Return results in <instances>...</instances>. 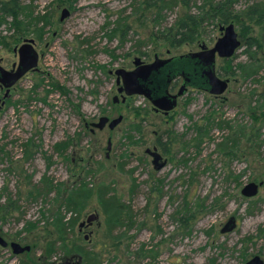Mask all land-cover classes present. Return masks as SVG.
<instances>
[{
  "label": "rangeland",
  "instance_id": "obj_1",
  "mask_svg": "<svg viewBox=\"0 0 264 264\" xmlns=\"http://www.w3.org/2000/svg\"><path fill=\"white\" fill-rule=\"evenodd\" d=\"M201 1L183 5L197 11ZM250 2L235 0L234 6ZM30 3L48 19L38 25L39 31L30 26L13 40L11 17L0 16V66L9 69L16 64L12 47L24 37L32 38L37 52L36 69L20 75L0 103V232L10 241L29 245L16 255L0 246V264H60L66 258L78 259L79 264H244L254 253L264 258V235L257 236L264 226V30L251 24L250 34L262 46L248 47L241 26L233 22L240 45L228 63L220 57L215 63L218 75L219 65L235 69L236 75H219L229 79L227 88L214 95L189 87L163 114L142 94L120 101L113 69L131 68L134 56L147 62L154 55L197 50L202 42L211 46L221 34L219 24L207 23L193 43L169 46L147 34L173 21L180 3L157 14L133 0ZM62 7L69 14L59 20ZM117 21L124 24L113 32ZM242 63L250 73L240 71ZM180 82L174 81V91ZM3 92L0 88V99ZM113 95L118 101H111ZM117 114L122 119L112 129H89L99 115ZM133 122L138 130L131 128ZM167 134L178 139L165 144L168 152L156 144L157 138L168 140ZM68 137L70 143L58 152L53 143ZM152 146L165 158L159 169L152 168L143 151ZM43 174L58 183L57 190L38 193ZM250 180L263 183L256 195L246 197L240 188ZM79 187L91 194L67 208V192ZM103 189L122 203L128 225L117 223L108 229L97 197ZM251 200L256 201L254 211L248 213ZM91 212L96 219L78 230L77 224ZM189 214L193 215L180 222V216ZM231 214L236 226L220 232ZM57 215L71 221L62 243L67 248L81 246L87 257L65 253L60 240L45 255L47 243L57 236Z\"/></svg>",
  "mask_w": 264,
  "mask_h": 264
},
{
  "label": "water",
  "instance_id": "obj_2",
  "mask_svg": "<svg viewBox=\"0 0 264 264\" xmlns=\"http://www.w3.org/2000/svg\"><path fill=\"white\" fill-rule=\"evenodd\" d=\"M69 14L66 7H62L58 16L62 20ZM221 34L216 38L211 46L204 42L197 50H190L184 53L158 57L156 55L150 61L144 62L138 56L132 58L133 66L129 69L116 67L113 69L115 75L116 92L120 93V101L126 95L133 93L142 94L146 97L154 110H159L163 114L173 109L177 104L178 96L186 92L187 86L204 89L211 94L220 95L228 85V78L217 74L215 63L216 58H228L232 56L240 45L238 32L235 30L233 22L220 23ZM32 38L24 37L22 41L13 46L12 50L17 53V62L12 63L9 69L0 66V86L4 87L2 99L8 93L9 87L28 69H36L37 52L32 46ZM181 76L182 82L176 92L167 90L168 83L175 76ZM112 102L118 101L116 95L111 98ZM122 119L121 114L113 117L99 115L96 121L91 122V127L102 128L104 125L112 129ZM110 148V139H106L105 155ZM143 151L150 156V163L153 169H159L165 164V158L156 150L155 146L145 147ZM262 180L256 182L250 180L240 188V193L246 197L257 194ZM97 214L91 212L84 220L79 222L89 224L95 220ZM236 226V217L231 214L220 228V232L231 231ZM0 245L5 246L6 241L0 236ZM12 254L27 251L28 244H20L16 241L8 243ZM244 264H264V258L259 254H253L244 261Z\"/></svg>",
  "mask_w": 264,
  "mask_h": 264
},
{
  "label": "trees",
  "instance_id": "obj_3",
  "mask_svg": "<svg viewBox=\"0 0 264 264\" xmlns=\"http://www.w3.org/2000/svg\"><path fill=\"white\" fill-rule=\"evenodd\" d=\"M31 0H29L28 4L21 3V0H0V16H10V24L14 27V34L21 35L26 30H30L29 27L33 26L32 30L39 31L40 26L43 23H46L48 19L46 18V14H43V12L40 13V11L35 10L32 7ZM68 1V0H66ZM136 3L142 4V9H154L156 14L157 12L162 9L163 7L174 5L177 3H180V10L173 21H171L168 25H163L161 27H156L155 29H152L148 34L147 38L152 39L154 41H160L162 43H165L169 46H178L182 43H193L200 39L202 37L204 27L207 23L213 22L215 25L220 23H228V22H236L238 25H240V34L244 36L245 43L248 47L254 46V47H261L262 42H260V39L255 36L251 35L250 32L251 24H257L259 25V28L261 30H264V0H251L250 3L245 5L242 8H235L234 1L235 0H202L201 4L198 5L197 11H192L189 7H185L183 4H187V0H133ZM35 13V14H34ZM152 17V19H155V15ZM18 15H22V19L17 18ZM123 19V17H121ZM124 21V19H123ZM40 24V26H38ZM124 22L117 21L116 26L112 28L111 31H116L118 27L122 26ZM31 30V31H32ZM13 34V35H14ZM39 34H36L35 36H38ZM12 36L13 40H17L18 37ZM6 44V43H5ZM255 51V50H254ZM251 57V54H250ZM223 62L228 63L229 58L222 59ZM227 67V68H226ZM218 66V73L219 75H225V76H231L236 75L235 69H231L229 66ZM240 68V71L245 73H250V71L247 70L246 64L242 63L238 66ZM256 71V70H251ZM55 87L58 89H62L60 86L54 84ZM138 114L137 112H135ZM262 115H264V111L261 112ZM131 128L134 130H138L137 123L130 124ZM127 136H130V134H127ZM168 140L161 141L160 138L156 139V144L161 147L162 151H166L167 147L165 144L169 143V140L171 141H177L178 139L175 137L170 138L169 134L166 135ZM71 137H68L64 140L56 141L53 143L54 148L61 152L66 148V146L70 143ZM232 142L235 143L236 139H232ZM29 145V140H25L24 142V152L27 151V146ZM39 190L38 193H47L50 190H57L58 183L52 182L50 178L45 176L44 174L41 175L39 179ZM80 189L67 192L65 200H66V207H75L77 204H79V198L85 199L87 196L91 194L90 189L86 188L83 189L82 187H79ZM33 189L36 190L37 186L34 185ZM37 192V190H36ZM97 197L99 200V203L101 204L102 210L104 214L106 215V221L108 225V229H112L111 227L114 224L117 223H126L128 225V222L125 219H128V216H126V211L123 209L122 203L117 202V199L115 198V195L113 194H107V189H103L102 191H97ZM255 200H251L250 204L247 206L246 211L248 213H251L254 211V203ZM253 204V205H252ZM60 215V214H59ZM57 215L54 221L55 225V231L57 233V236L55 239L50 240L46 247H45V255H49L50 252L53 249L54 242L57 240L62 241L64 240L65 236V228L67 227V224L71 221H62L60 216ZM193 214L182 215L179 217L180 222H184L185 218L191 217ZM125 217V219H124ZM264 224V223H263ZM32 225V224H30ZM263 226V225H262ZM260 226L257 231V236L264 235V226ZM251 235H248L246 240L251 239ZM62 248L64 249L65 253L67 252H76L78 254H81L83 257H87V251H84L81 246H77L75 243L72 244L69 248L66 247V244L62 243ZM74 253V254H76ZM255 254V253H254ZM71 256H74L73 253H70ZM77 255V254H76ZM86 263V259L84 260ZM20 264H24V262H21Z\"/></svg>",
  "mask_w": 264,
  "mask_h": 264
},
{
  "label": "flooded vegetation",
  "instance_id": "obj_4",
  "mask_svg": "<svg viewBox=\"0 0 264 264\" xmlns=\"http://www.w3.org/2000/svg\"><path fill=\"white\" fill-rule=\"evenodd\" d=\"M177 79H180L181 80V82H182V77L181 76H175L173 79H171L170 80V82L168 83V86H167V90L169 91V92H176V91H174V87H175V85H174V81H176ZM181 82H180V84H181ZM179 84V85H180ZM179 87V86H178ZM190 86H187V88H186V90L189 88ZM0 88H3L4 89V87H2V86H0ZM178 89V88H177ZM118 94H120V93H118ZM180 96H178V98H179ZM178 98H177V101H178ZM171 110V109H170ZM155 111H159V110H155ZM92 128L93 127H90L89 129L90 130H92ZM79 224V223H78ZM77 224V225H78ZM90 224V223H89ZM89 224H82L81 226H77L78 227V230H82V228H84V227H86L87 225H89ZM0 236L6 241V245L5 246H1V247H4V248H9L10 249V247H9V245H8V243H9V238L8 237H6L3 233H1L0 232ZM11 251V250H10ZM25 252V251H24ZM12 253V252H11ZM21 253V252H20ZM13 255H16V254H13ZM43 264H45V263H43ZM48 264H53V262H49ZM60 264H79V261H78V259L77 260H75V261H70L68 258H66L65 259V261L62 263H60Z\"/></svg>",
  "mask_w": 264,
  "mask_h": 264
}]
</instances>
